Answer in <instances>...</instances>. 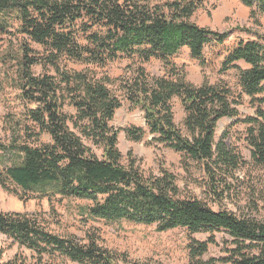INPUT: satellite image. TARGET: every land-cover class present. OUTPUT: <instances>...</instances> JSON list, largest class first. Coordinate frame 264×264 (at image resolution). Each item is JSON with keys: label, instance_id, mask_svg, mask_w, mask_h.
Masks as SVG:
<instances>
[{"label": "trees", "instance_id": "16d2710c", "mask_svg": "<svg viewBox=\"0 0 264 264\" xmlns=\"http://www.w3.org/2000/svg\"><path fill=\"white\" fill-rule=\"evenodd\" d=\"M209 1L0 0V33L9 34L11 29L23 36L16 47L10 43L5 53L13 64V81L22 103L35 105L26 108L22 123L10 124L9 142L0 140V154L10 158L7 166L0 156V187L21 201L30 193L50 204L56 197L88 201L89 206L78 207L79 213L107 223L127 221L154 226L157 232L222 230L227 235L221 247L224 255L208 260L204 257L208 246L216 244L214 237L204 242L192 239L189 264H264L263 220L214 210L192 196L183 197L176 177L162 163L157 174H146L131 153L124 161L117 148L119 131L111 126L124 98L143 112L156 142L182 154L187 175L189 161L201 164L214 197H222L224 191L217 192L220 187L231 188L228 180L243 165L240 155L223 140L215 141L221 119L247 126L251 159L264 168V35L253 33L254 40L230 41L227 33L198 26L192 17ZM239 1L251 9L250 18L259 25L264 0ZM31 43L43 52L34 50ZM206 46L211 48L209 58L203 56ZM183 48L202 67L216 66L223 57L220 72L238 70L239 86L251 99L254 115L239 120L240 98L226 86L187 83L185 66L173 61ZM122 59L131 64L117 80L121 98L110 89L115 81L99 76L96 69ZM151 60L161 62L163 76L147 73L143 65ZM67 61L84 68L68 71ZM239 62L249 68L239 69ZM37 66L42 68L39 75L33 72ZM173 98L185 113V134L174 124ZM66 102L76 110L74 117L63 112ZM124 131L132 141L142 139L141 130ZM44 134L49 143L41 142ZM84 139L101 150L100 157ZM8 184L22 194L9 191ZM260 209L254 204L255 212ZM40 215L0 212V234L30 250L32 264H59L56 257L73 264H150L107 249L93 232L80 239L56 235L43 225ZM8 264H26V260L19 263L17 257Z\"/></svg>", "mask_w": 264, "mask_h": 264}, {"label": "rangeland", "instance_id": "374dc122", "mask_svg": "<svg viewBox=\"0 0 264 264\" xmlns=\"http://www.w3.org/2000/svg\"><path fill=\"white\" fill-rule=\"evenodd\" d=\"M250 12L251 9L243 6L239 0H211L205 4L204 9L194 14L192 21L198 26L227 33L230 41L237 39L254 40L253 33L264 35V16L258 14L259 25H257L250 18ZM240 27L250 29L252 33L241 31L239 30ZM22 38V35L16 34L11 29L9 34L0 33V140L4 143L9 142L10 124L17 121L22 123L26 108H35V105L27 106L20 100L19 91L13 81V64L5 56L10 48V43L16 47ZM31 46L34 50L43 52L42 48L36 44L31 43ZM210 53L211 48L206 46L203 50V56L209 58ZM173 61L177 65L185 66L187 83L197 87L204 82L213 86H226L234 96H239V105L237 106L240 114L239 120L254 115L255 107L252 105L251 99L242 93L239 86V71L231 69L226 73L220 72L223 57L216 60V66L202 67L199 61L191 58L189 49L183 48L173 58ZM64 64L65 69L68 71H81L84 68L71 61L64 62ZM130 64V60L122 59L109 64L104 69H96L99 76L106 75L115 81L110 85V89L121 98L122 93L117 90V80L124 76L125 69ZM143 66L149 75L157 77L164 75L163 65L158 60H151ZM237 66L241 70L249 68L243 62L237 63ZM7 71L8 73H6ZM33 72L39 75L42 73V68L40 66L34 67ZM50 74H53V72ZM122 99L121 108L115 113L111 126L119 131L117 148L124 161L127 155L131 153L140 165L141 170L146 174H157L162 163L176 177L177 185L183 197L192 196L214 210L224 209L236 215L248 214L264 221V201H261L264 198V168L255 166L251 159V149L245 139L247 126L244 123L224 118L216 125L215 141L220 142L223 140L228 148L240 155L243 165L235 171L234 178L228 180L231 188L226 191L220 187L217 192L220 194L221 191H224L222 197H214L205 184L206 179L201 164L189 161L190 175H187L183 169L184 159L182 154L156 142L146 126L143 112L139 108H132L124 98ZM262 108L264 109V105H262ZM171 109L174 124L185 134V113L177 98L172 99ZM63 112L70 117L76 115V110L68 102L65 103ZM69 125L73 127L71 122ZM125 129L141 130L142 139L138 142L130 140L124 131ZM49 141L47 134L41 136L42 143H49ZM84 142L100 157L101 150L96 145L86 139H84ZM0 156H2L3 164L8 166L10 158L1 154ZM7 188L9 191L15 190L18 194H22L21 190L13 184H8ZM251 188L254 189L255 195ZM56 198L50 204L47 199L40 200L36 198L35 194L30 193L26 195L24 201H21L17 196L0 187V212L40 213L43 225L59 236L72 235L80 239L84 238L86 233L93 232L104 247L117 254H126L133 262L189 264L188 245L191 240L204 242L211 235L214 237L216 244L208 246L204 259H216L224 255L221 252V247L226 241L227 235L222 230L213 231L212 233L191 234L186 229L178 228L167 232H157L154 226L137 225L127 221L107 223L102 220L86 218L79 213L78 207L89 206L88 201ZM254 204L262 206V209L255 212ZM17 257L19 263L22 259L26 260V264L33 263L30 250L19 247L12 239L0 234V264H8ZM56 258L59 264H73L62 257Z\"/></svg>", "mask_w": 264, "mask_h": 264}, {"label": "crops", "instance_id": "0c3cea01", "mask_svg": "<svg viewBox=\"0 0 264 264\" xmlns=\"http://www.w3.org/2000/svg\"><path fill=\"white\" fill-rule=\"evenodd\" d=\"M240 63V62H239Z\"/></svg>", "mask_w": 264, "mask_h": 264}]
</instances>
